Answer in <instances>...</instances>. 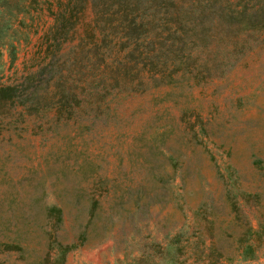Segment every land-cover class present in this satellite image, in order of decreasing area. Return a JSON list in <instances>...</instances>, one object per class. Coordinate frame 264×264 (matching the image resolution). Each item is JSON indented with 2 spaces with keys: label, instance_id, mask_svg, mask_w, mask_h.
<instances>
[{
  "label": "rangeland",
  "instance_id": "rangeland-1",
  "mask_svg": "<svg viewBox=\"0 0 264 264\" xmlns=\"http://www.w3.org/2000/svg\"><path fill=\"white\" fill-rule=\"evenodd\" d=\"M241 1L80 0L66 35L68 0L0 1V86L48 102L0 111V239L30 238L0 264L42 263L55 202L63 264H264L239 243L264 222V27L204 18ZM59 76L80 99L62 117Z\"/></svg>",
  "mask_w": 264,
  "mask_h": 264
},
{
  "label": "trees",
  "instance_id": "trees-1",
  "mask_svg": "<svg viewBox=\"0 0 264 264\" xmlns=\"http://www.w3.org/2000/svg\"><path fill=\"white\" fill-rule=\"evenodd\" d=\"M2 5L20 4L36 5L41 0H0ZM45 1V0H44ZM58 6L61 7V0H55ZM72 2V4H71ZM80 0H68L64 9L60 8V11L56 13V24H58L57 30H60L61 35L68 34L67 30L73 28L77 23L78 11H75L77 4ZM52 5V4H51ZM240 6V7H239ZM205 19L208 18L211 23L217 22L221 25L226 23L228 26L234 25L240 27L241 30H256L260 27H264V0H246L244 3L241 1L239 4L232 5L228 3L226 6L221 5L218 11H212L205 14ZM56 26V27H57ZM0 28L1 25H0ZM4 32L0 30V44H3ZM10 44V43H9ZM60 45V44H59ZM58 45V46H59ZM11 46L12 43H11ZM11 58H14V50L12 51ZM49 65V64H48ZM46 65L45 67H47ZM52 79L58 72L55 67L51 70ZM41 74V73H40ZM46 73L42 72L41 75ZM60 76L56 78V87L61 93V98L57 102V114L58 117H62L64 114H70L73 107V103H80L79 93L75 91L78 86H65L66 84L60 80ZM33 81V80H32ZM20 87V86H19ZM18 85H4L0 86V111H7L9 105H14L17 101L21 104H29L30 112H39L41 106L47 105L44 96L37 89H20ZM67 88V89H66ZM38 91V92H37ZM27 94L25 98L22 97ZM33 95V96H32ZM87 170V169H85ZM97 201L92 203L88 208L90 215L94 214ZM236 204L233 203L232 207L237 208ZM40 215L43 216L44 220H47L45 225H49V228H45L44 225L40 224V228H43L41 234L38 235L40 242L45 244L46 252L43 256L41 264H63L67 252L72 248L76 247V244H68L62 242L57 236V227L63 221V207L60 203L55 202L52 204H43L40 206ZM246 239H239V243L242 246V253L248 256H254V252L260 246H264V222L260 225L259 229L253 230L250 226L246 229ZM202 236V235H201ZM29 236L16 235L12 237H5L0 239V247L5 250H16L24 252L28 249ZM210 245L212 249H216L214 241L210 237ZM179 249V248H178Z\"/></svg>",
  "mask_w": 264,
  "mask_h": 264
}]
</instances>
